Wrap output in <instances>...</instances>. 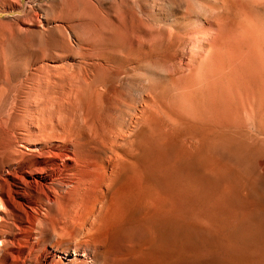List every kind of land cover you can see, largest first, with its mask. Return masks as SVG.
<instances>
[{
	"label": "rangeland",
	"instance_id": "rangeland-1",
	"mask_svg": "<svg viewBox=\"0 0 264 264\" xmlns=\"http://www.w3.org/2000/svg\"><path fill=\"white\" fill-rule=\"evenodd\" d=\"M232 29L177 0H0L7 109L127 160L96 224L109 264H264V55Z\"/></svg>",
	"mask_w": 264,
	"mask_h": 264
},
{
	"label": "bare ground",
	"instance_id": "bare-ground-1",
	"mask_svg": "<svg viewBox=\"0 0 264 264\" xmlns=\"http://www.w3.org/2000/svg\"><path fill=\"white\" fill-rule=\"evenodd\" d=\"M237 36L248 55L263 58L247 45L251 37ZM18 104L14 98L7 109L0 91V264H109L110 248L96 224L124 159L117 153L119 145L109 146V133L108 145H101L99 127L85 131L59 123L37 125L32 132L21 121ZM85 139L91 147L84 146ZM28 144L32 148L25 152ZM92 190L98 193L94 204L72 202Z\"/></svg>",
	"mask_w": 264,
	"mask_h": 264
},
{
	"label": "clouds",
	"instance_id": "clouds-1",
	"mask_svg": "<svg viewBox=\"0 0 264 264\" xmlns=\"http://www.w3.org/2000/svg\"><path fill=\"white\" fill-rule=\"evenodd\" d=\"M186 18L232 25L242 38L264 42V0H177ZM264 55V44L257 48Z\"/></svg>",
	"mask_w": 264,
	"mask_h": 264
}]
</instances>
